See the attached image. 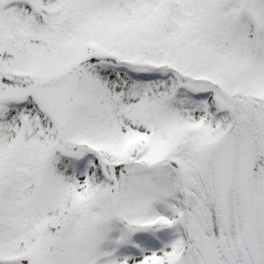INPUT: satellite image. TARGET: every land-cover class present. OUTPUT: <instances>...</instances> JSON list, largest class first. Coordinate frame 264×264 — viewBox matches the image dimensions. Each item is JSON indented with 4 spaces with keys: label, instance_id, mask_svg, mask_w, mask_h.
Returning a JSON list of instances; mask_svg holds the SVG:
<instances>
[{
    "label": "snow or ice",
    "instance_id": "obj_1",
    "mask_svg": "<svg viewBox=\"0 0 264 264\" xmlns=\"http://www.w3.org/2000/svg\"><path fill=\"white\" fill-rule=\"evenodd\" d=\"M0 264H264V0H0Z\"/></svg>",
    "mask_w": 264,
    "mask_h": 264
}]
</instances>
